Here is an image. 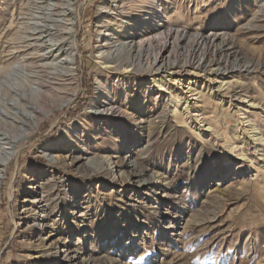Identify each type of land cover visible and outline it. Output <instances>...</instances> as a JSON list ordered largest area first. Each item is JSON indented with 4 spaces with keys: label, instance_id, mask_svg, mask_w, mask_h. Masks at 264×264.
Instances as JSON below:
<instances>
[{
    "label": "rangeland",
    "instance_id": "obj_1",
    "mask_svg": "<svg viewBox=\"0 0 264 264\" xmlns=\"http://www.w3.org/2000/svg\"><path fill=\"white\" fill-rule=\"evenodd\" d=\"M103 1L76 4L77 31L69 43L74 40L78 84L62 83L40 98L23 83L30 69H19L13 73L22 77L19 100L7 93L4 79L17 63L10 54L28 0H0V107L21 130L30 128L29 112L42 118L27 140L16 143L0 185V264H69L64 254L55 256L58 249L77 256V264H264V0L157 1L164 17L159 25L151 21L139 38L148 42L158 27L188 35L163 54L165 68L158 74L118 73L100 57ZM200 34L213 41L208 66L184 71ZM169 60L178 63L172 68ZM236 66L241 69L231 72ZM217 68L225 74H207ZM153 78L169 90L151 94ZM98 81L112 96L123 84L112 133L98 128L91 135L94 152L112 164L104 179L54 168L48 157L60 161L72 148L61 150L71 143L64 131L90 108ZM72 94L71 102L46 117ZM7 125L0 121V130L16 137ZM128 158L143 178L122 163ZM62 176L67 195L62 185L56 198L44 189L51 199L49 226L22 222L31 188ZM150 178L151 187L142 189Z\"/></svg>",
    "mask_w": 264,
    "mask_h": 264
},
{
    "label": "bare ground",
    "instance_id": "obj_2",
    "mask_svg": "<svg viewBox=\"0 0 264 264\" xmlns=\"http://www.w3.org/2000/svg\"><path fill=\"white\" fill-rule=\"evenodd\" d=\"M137 1L141 2L138 3ZM137 1H103L100 18L108 24L105 23L104 28L106 30L102 28L99 34L101 42H104V45L101 46L100 57L106 62L113 64L111 66L112 70L118 73L131 71L133 74H136L139 69H145L149 73L158 74L165 68L163 65V54H166L170 47H172V51L176 50L180 41L188 37L187 31H180L174 27L160 30L158 27L154 38L148 42L141 40L139 36L147 28H151L150 25L152 23L150 22L153 21L159 25L160 19L164 15L160 13V6H157V1L159 2V0ZM77 2L78 0H28L25 21L22 22L18 30L17 42L10 54L11 57L18 58L16 59L17 63L10 66L9 78L4 79L7 93H11L14 97L22 100L23 95L21 94L20 83L18 82L22 77L15 78L13 74L19 69H30L28 71L29 74L23 75V83H30L28 89L32 93L39 95L40 98L53 95L55 91L61 90L60 88L62 87L60 86L62 83L75 81V84H78L75 80L77 70L74 40L69 43L73 34L77 31L75 15ZM135 10L137 11L135 12ZM211 42L213 43L207 36L198 35L195 41L197 49L191 51L188 58L184 61L182 65L184 71L188 68L206 70L208 66L206 64V54L208 53L206 50L210 47ZM177 63L178 61L176 60L173 62L169 60L167 66L173 68ZM220 68L210 69L207 74L215 77L219 74H225L222 73ZM240 69L241 67L236 66L230 69V71L233 72ZM247 70L249 69L247 68ZM225 72L227 73V71ZM208 77L206 76V78ZM152 81V85L148 88L151 94L160 95L161 92L169 90L168 84L165 81L155 78ZM122 85L119 83L115 86L117 92L112 96L104 95L102 83L100 81L97 82V96L90 108L64 131L66 136L64 139L70 140L71 143H64L65 147L61 150L65 151L70 145L72 148L70 151H66L64 158L60 159V161H57L51 154L48 155L51 166L54 168L60 167L61 170L69 172L74 169L86 171L97 177L100 176V178L112 173V169H110L112 164H108L106 159L94 152L91 135L98 128L99 133L105 132L109 136L112 133L117 121L120 120L119 117H121L117 105V95ZM74 96L75 94H72L69 99L66 98V101L62 102L60 107L55 106L51 110L49 109L50 111L46 110L48 111L47 113L45 112L46 117H49L58 108L67 105L73 100ZM14 107L15 105L11 106L10 109ZM6 111L0 107V121L8 124L7 126H12L17 136L12 137L0 130V185L15 154L16 143L27 140L39 128L42 122L41 116L34 114L36 113L35 111H31L28 115L33 116V118L29 119V117H26L28 118L26 121H28L30 128H23L21 130L19 128L20 123L16 119L11 122ZM31 119L33 120L31 121ZM103 135L105 136V134ZM99 139L100 137L98 141ZM129 146H131V142ZM127 150H129V147L124 151ZM122 163L133 170L134 176L138 178L145 176V172L138 171V164L130 158L123 159ZM153 181V178L144 179L140 187L145 190L149 189ZM47 184L48 187L38 184V186L31 188L32 191L29 198H27V202L29 203L25 206L23 214L20 217L22 218V222H28L29 225V221L32 220L35 227L42 226L44 228L49 226L51 199H48L47 194H45L47 191L44 189L48 188L50 192L52 191L48 196L52 195L56 198L60 193L59 190L57 193L55 191L59 185H62L60 187L62 188L63 196L67 195L70 187L65 186L63 176L54 184ZM32 231L35 230L32 228ZM60 253L65 255V260L69 264H77V256H70L66 254L67 251L60 249L55 252V256H59ZM84 264H89V261Z\"/></svg>",
    "mask_w": 264,
    "mask_h": 264
}]
</instances>
